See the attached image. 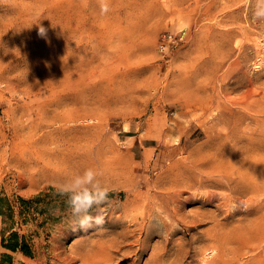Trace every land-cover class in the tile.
Wrapping results in <instances>:
<instances>
[{
    "label": "rangeland",
    "instance_id": "rangeland-1",
    "mask_svg": "<svg viewBox=\"0 0 264 264\" xmlns=\"http://www.w3.org/2000/svg\"><path fill=\"white\" fill-rule=\"evenodd\" d=\"M165 31L184 43L161 53ZM87 168L110 206L73 230L54 185ZM0 199L3 264H264V21L245 0H0Z\"/></svg>",
    "mask_w": 264,
    "mask_h": 264
},
{
    "label": "clouds",
    "instance_id": "clouds-1",
    "mask_svg": "<svg viewBox=\"0 0 264 264\" xmlns=\"http://www.w3.org/2000/svg\"><path fill=\"white\" fill-rule=\"evenodd\" d=\"M100 14L107 15L110 11V0H98ZM246 6L251 7L252 17L256 21H264V0H245ZM38 22V34L46 35V29ZM101 173L93 168L55 182L56 193L66 198L70 226L73 230L87 231L101 227L105 223L106 214L110 206V192L112 189L101 183Z\"/></svg>",
    "mask_w": 264,
    "mask_h": 264
},
{
    "label": "trees",
    "instance_id": "trees-1",
    "mask_svg": "<svg viewBox=\"0 0 264 264\" xmlns=\"http://www.w3.org/2000/svg\"><path fill=\"white\" fill-rule=\"evenodd\" d=\"M1 201L2 199H0V202ZM21 201L25 204L31 202L30 200H25V199H21ZM8 209H9V213L13 211L11 207H9ZM7 231H9V233L8 235H5ZM1 235H2L1 244L3 247L12 251L20 250L24 254L32 255L31 245L28 243L25 235L19 234L15 230H11V227L9 226L3 228V230L1 231ZM0 264L3 263L1 262Z\"/></svg>",
    "mask_w": 264,
    "mask_h": 264
},
{
    "label": "built area",
    "instance_id": "built-area-1",
    "mask_svg": "<svg viewBox=\"0 0 264 264\" xmlns=\"http://www.w3.org/2000/svg\"><path fill=\"white\" fill-rule=\"evenodd\" d=\"M185 41L184 33H172L165 31L161 33L158 39L157 48L161 53H166L172 48L177 47L180 44H183Z\"/></svg>",
    "mask_w": 264,
    "mask_h": 264
},
{
    "label": "bare ground",
    "instance_id": "bare-ground-1",
    "mask_svg": "<svg viewBox=\"0 0 264 264\" xmlns=\"http://www.w3.org/2000/svg\"><path fill=\"white\" fill-rule=\"evenodd\" d=\"M200 183L201 182H203V179H200V181H199ZM217 183V182H216ZM193 185H195V182L194 183H192V184H190V186H193Z\"/></svg>",
    "mask_w": 264,
    "mask_h": 264
}]
</instances>
